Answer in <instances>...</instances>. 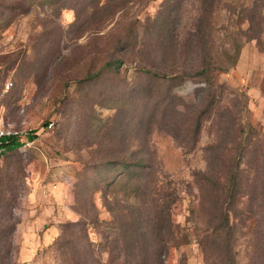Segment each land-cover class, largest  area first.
<instances>
[{
    "label": "rangeland",
    "instance_id": "1",
    "mask_svg": "<svg viewBox=\"0 0 264 264\" xmlns=\"http://www.w3.org/2000/svg\"><path fill=\"white\" fill-rule=\"evenodd\" d=\"M202 15L210 26L194 35ZM176 52L188 66L204 53L223 67L237 58L217 81L239 97L242 125L264 135V0H0V116L23 141L36 137L0 158V264H207L193 175L206 168L208 125L192 145L153 118L169 92L190 105L199 86H159L129 68L162 75ZM115 59L127 64L120 75L104 68ZM172 109L165 122L181 119ZM120 162L142 173L140 195L138 183L106 188ZM248 242L235 246L236 264H247Z\"/></svg>",
    "mask_w": 264,
    "mask_h": 264
},
{
    "label": "trees",
    "instance_id": "2",
    "mask_svg": "<svg viewBox=\"0 0 264 264\" xmlns=\"http://www.w3.org/2000/svg\"><path fill=\"white\" fill-rule=\"evenodd\" d=\"M213 2L214 0H203L204 6L208 3L213 6ZM253 7H257L256 1L252 3V9ZM244 12L249 13V9H245ZM246 16L248 28L242 33L244 36L252 32L253 26L252 18L247 14ZM207 22L208 18L205 15L199 17L198 23L193 26V34L196 35L200 29L208 28L210 25ZM245 38L249 39L246 36ZM176 53L171 67H164L166 72L162 75L146 72L145 68L152 64L135 63L129 68L146 76H156V80L161 82L159 86L172 83L180 87L189 80H193L199 86L195 90L197 98L190 105H186L169 92L166 97L170 99L167 107L162 109L165 105H162L163 99L156 103L158 107L153 118L156 117V120L162 118L164 130H159L172 137L174 141L179 143L187 141V144L192 145L198 143L204 126L208 125L211 142L203 149L206 168L203 172H196L193 175L200 194V209L209 229L208 235L199 242L203 259L207 264H236L233 250L240 237L247 234L250 250L247 264H264V135L248 123L242 125L239 97L233 90L220 85L217 81V73H225L235 67L237 58L223 67L209 53H204L196 57L194 64L188 66L185 60H182L181 52ZM236 54L238 57L239 49ZM126 65L122 60L115 59L106 62L104 68L108 74L120 75L121 68ZM143 93L148 94L150 91L145 89ZM124 96L128 98L130 94ZM227 96L235 97V103L229 100L223 105ZM144 101L148 102V99ZM171 106H173L171 111L179 113L178 117L181 119L175 118V122L174 120L165 122V111ZM182 113L186 116H182ZM181 136H184V141H181ZM24 139L25 141L18 136L4 141L3 156L18 151L27 143L36 140L35 133L27 134ZM111 166L114 167L107 171L109 177L105 181L107 189L117 186L128 188L131 184L138 183L139 186L131 189V193L141 194L145 181L142 173L132 171V166L125 162ZM135 168L142 171L143 166L138 163ZM160 208L164 211L162 207L155 206L156 210ZM166 218L159 212L156 219L159 228ZM246 230H249V233ZM154 249L157 257L167 250L165 245L163 247L158 245Z\"/></svg>",
    "mask_w": 264,
    "mask_h": 264
},
{
    "label": "built area",
    "instance_id": "3",
    "mask_svg": "<svg viewBox=\"0 0 264 264\" xmlns=\"http://www.w3.org/2000/svg\"><path fill=\"white\" fill-rule=\"evenodd\" d=\"M11 84H8L5 88L6 91H8L11 88ZM1 102V100H0ZM1 112V109H0ZM21 136L19 133L15 132L13 127L9 124H5L0 116V158L4 154V148L2 147V144L6 140H11L14 137Z\"/></svg>",
    "mask_w": 264,
    "mask_h": 264
}]
</instances>
